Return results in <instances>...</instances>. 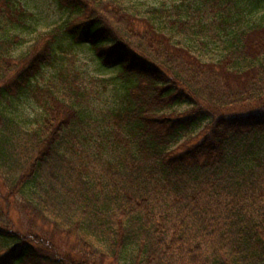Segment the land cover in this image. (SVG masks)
I'll list each match as a JSON object with an SVG mask.
<instances>
[{
    "label": "trees",
    "instance_id": "1",
    "mask_svg": "<svg viewBox=\"0 0 264 264\" xmlns=\"http://www.w3.org/2000/svg\"><path fill=\"white\" fill-rule=\"evenodd\" d=\"M195 2L139 15L116 0H56L71 19L17 60L28 12L0 0V264H264V23L235 27L241 0ZM181 32L223 42L219 56L203 59ZM61 37L118 67L102 127L36 82ZM25 95L43 109L33 129L13 109Z\"/></svg>",
    "mask_w": 264,
    "mask_h": 264
},
{
    "label": "rangeland",
    "instance_id": "2",
    "mask_svg": "<svg viewBox=\"0 0 264 264\" xmlns=\"http://www.w3.org/2000/svg\"><path fill=\"white\" fill-rule=\"evenodd\" d=\"M109 1V0H108ZM120 4H124L128 11L139 15L148 14L146 11L151 7H172L174 5H180L187 3V5H193L198 0H116ZM201 1V0H200ZM16 5L23 7L28 12V18L26 20V26L18 28L16 35L18 36V42L14 48L10 51L12 56L19 60L20 56L27 55L30 51L36 49L32 47L37 41L40 34L53 31V28L58 29V33L63 31L65 22L71 19V14L66 10L57 7L56 0H15ZM191 3V4H190ZM190 7V6H189ZM239 7L243 9L239 15V22L235 27L248 28L254 24L264 23V3L262 6L254 9L247 4V0H241ZM208 9V8H207ZM215 10L219 11L218 6H215ZM207 22H210L209 18H212V14L209 11ZM25 19V18H24ZM79 19H72L69 26L73 22H77ZM233 26V25H231ZM9 33L13 34V31ZM189 33L185 32L179 34L178 37L183 42H189L196 48V53L199 54L205 60H216L219 54L216 50H221L223 42L217 40L213 41L218 44L216 47L213 44H208V37L202 34V38L195 41L186 39ZM60 47L58 48V59L51 67H46L42 71V75L36 79L41 86H46L51 91L56 92L60 98L66 102L77 104L82 107L85 112L91 115L92 126L96 129L105 125L107 121L108 110L115 107L118 103L119 95L117 88L118 82L113 78L116 77L118 67L107 66L101 63L102 61L97 58L94 51L89 48L85 43H76L70 41L67 38H59ZM194 39V38H193ZM188 40V41H187ZM205 43V44H203ZM216 44V45H217ZM219 48V49H216ZM220 53V51H219ZM79 87L76 89L73 85ZM78 92L80 95V101L75 102L74 93ZM189 105L181 103L175 105L168 110L169 114H181L188 109ZM14 113L20 120V125L26 129H33L38 127V122L43 119V109L40 104L30 95H25L21 99L14 103ZM207 124H203L195 127L193 131L186 132L179 139V143L183 142V139L192 141L197 137H200L206 131ZM8 195L6 188H1L0 195ZM21 197L19 195L14 196L11 204L12 207L11 217L14 222L22 219V211L20 206ZM1 204V202H0ZM22 216V217H21ZM18 223V222H17ZM73 240V237H71Z\"/></svg>",
    "mask_w": 264,
    "mask_h": 264
}]
</instances>
